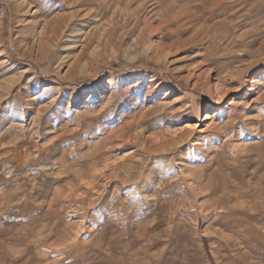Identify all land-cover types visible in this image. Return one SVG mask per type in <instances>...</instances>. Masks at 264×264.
<instances>
[{"label":"rangeland","instance_id":"rangeland-1","mask_svg":"<svg viewBox=\"0 0 264 264\" xmlns=\"http://www.w3.org/2000/svg\"><path fill=\"white\" fill-rule=\"evenodd\" d=\"M0 264H264V0H0Z\"/></svg>","mask_w":264,"mask_h":264},{"label":"bare ground","instance_id":"bare-ground-1","mask_svg":"<svg viewBox=\"0 0 264 264\" xmlns=\"http://www.w3.org/2000/svg\"><path fill=\"white\" fill-rule=\"evenodd\" d=\"M234 135V134H233ZM16 190V189H15ZM223 203V202H222ZM224 204V203H223ZM222 209V208H221ZM229 209V208H228ZM230 210H232V209H230ZM19 211V210H18ZM230 214H231V212H230ZM25 216V215H24ZM23 217V216H22ZM82 230V229H81ZM48 236V235H47ZM228 241V240H227ZM243 245V244H242Z\"/></svg>","mask_w":264,"mask_h":264}]
</instances>
